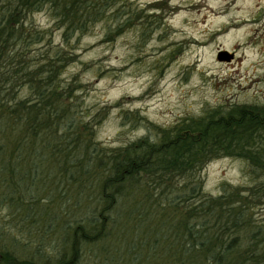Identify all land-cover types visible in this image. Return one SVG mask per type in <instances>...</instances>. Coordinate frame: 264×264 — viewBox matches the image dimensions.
Instances as JSON below:
<instances>
[{"label":"rangeland","instance_id":"obj_1","mask_svg":"<svg viewBox=\"0 0 264 264\" xmlns=\"http://www.w3.org/2000/svg\"><path fill=\"white\" fill-rule=\"evenodd\" d=\"M114 6L116 12L108 11L67 44L47 11L28 16L34 26L47 31V39L30 48L33 63L55 49L64 57L52 76L66 108L57 122L60 127L69 120L77 125L78 147L69 136L62 147H69L71 155L76 151L81 166L69 181L68 170L55 154L40 152L44 159L38 182L30 187L43 209L33 214L32 225L17 220L18 195L7 190L12 180L0 166V264H43L56 261L62 251L64 260H71L70 239L62 240L70 230L62 226L87 220L101 204L100 185L111 152L144 136L156 140L160 129L208 111L264 105V0H117ZM247 19L254 20L251 27L231 29ZM246 43L252 46L244 47ZM219 51L233 57L218 60ZM33 90L24 82L13 90L0 86V97L13 104L33 98ZM60 127L40 140L58 144L54 137ZM72 129L75 126L69 134ZM197 177L210 197L249 184L245 162L231 156L210 159ZM184 180L178 177L170 183ZM121 191L103 238L79 243L74 264H127L135 255L146 256L163 194L152 187L145 192L139 185ZM260 207L255 218L264 225V204Z\"/></svg>","mask_w":264,"mask_h":264},{"label":"trees","instance_id":"obj_2","mask_svg":"<svg viewBox=\"0 0 264 264\" xmlns=\"http://www.w3.org/2000/svg\"><path fill=\"white\" fill-rule=\"evenodd\" d=\"M116 1L0 0V86L13 90L24 82L34 89L33 98L13 104L0 97V166L13 181L7 190L18 195L14 213L20 223L35 224L33 214L43 209L32 197L30 187L38 182L37 172L44 159L40 152L51 157L55 154L57 162L68 170L69 181L81 166L76 151L71 155L69 147H62L67 136L78 147L77 125L69 120L60 127L57 122L66 108L56 95L52 76L64 57L60 49H55L52 55L45 51L48 58L42 56L41 61L33 63L30 48L44 42L47 31L34 26L28 16L47 11L54 26L63 30L67 44L74 34H85L108 11L116 12ZM41 69L45 71L39 72ZM72 126L75 129L69 134ZM59 127V136L54 137L58 144L40 140ZM223 156L245 162L249 184L210 197L202 191L197 174L207 161ZM86 167L82 168L84 172ZM105 169L101 204L87 220L62 226L70 230L62 240L70 239L71 260L66 262L62 251L56 261L43 264H74L77 245L103 238L107 224L112 223L109 212L118 203L121 189L134 185L145 192L150 187L158 190L164 201L155 211L158 220L146 256L141 259L135 255L127 264H264V225L255 218L256 210L264 204V105L212 110L200 118L160 129L156 140L144 136L111 152ZM178 177L185 180L170 183ZM147 256L153 258L148 260Z\"/></svg>","mask_w":264,"mask_h":264},{"label":"bare ground","instance_id":"obj_3","mask_svg":"<svg viewBox=\"0 0 264 264\" xmlns=\"http://www.w3.org/2000/svg\"><path fill=\"white\" fill-rule=\"evenodd\" d=\"M248 4H253L255 1H257V0H245ZM261 1H263V0H261ZM253 23H254V20L253 19H247V20H244L243 21V23H242V25L241 26H234V25H231V29L232 28H241V27H245V28H249V27H251L252 25H253ZM238 31H240V30H238ZM231 33V32H230ZM197 43V42H196ZM244 47L245 46H247L248 48H250V46H252L250 43H246V44H244L243 45ZM246 47V48H247Z\"/></svg>","mask_w":264,"mask_h":264},{"label":"water","instance_id":"obj_4","mask_svg":"<svg viewBox=\"0 0 264 264\" xmlns=\"http://www.w3.org/2000/svg\"><path fill=\"white\" fill-rule=\"evenodd\" d=\"M232 57V54H229L227 51H219L217 53V59L218 60H230Z\"/></svg>","mask_w":264,"mask_h":264},{"label":"flooded vegetation","instance_id":"obj_5","mask_svg":"<svg viewBox=\"0 0 264 264\" xmlns=\"http://www.w3.org/2000/svg\"><path fill=\"white\" fill-rule=\"evenodd\" d=\"M232 57H233V56H232ZM232 57H231V58H232Z\"/></svg>","mask_w":264,"mask_h":264}]
</instances>
